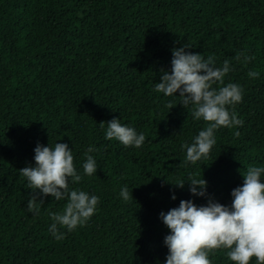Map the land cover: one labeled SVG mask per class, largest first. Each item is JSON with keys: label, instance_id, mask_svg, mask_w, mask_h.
I'll return each mask as SVG.
<instances>
[{"label": "trees", "instance_id": "trees-1", "mask_svg": "<svg viewBox=\"0 0 264 264\" xmlns=\"http://www.w3.org/2000/svg\"><path fill=\"white\" fill-rule=\"evenodd\" d=\"M0 264H264V0H0Z\"/></svg>", "mask_w": 264, "mask_h": 264}]
</instances>
